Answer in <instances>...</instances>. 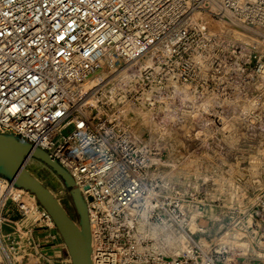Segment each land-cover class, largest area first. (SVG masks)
Here are the masks:
<instances>
[{
	"label": "built area",
	"instance_id": "built-area-1",
	"mask_svg": "<svg viewBox=\"0 0 264 264\" xmlns=\"http://www.w3.org/2000/svg\"><path fill=\"white\" fill-rule=\"evenodd\" d=\"M159 45L166 54L135 70ZM122 68L134 69L131 87L83 91ZM220 79L222 91L264 83V0H0V135L72 177L91 264H264V197L249 214L227 203L229 221L208 215L226 207L220 197L185 201L167 185L174 137L146 143L125 119L140 108L153 127L189 126L175 112ZM32 162L41 163L28 156L23 168ZM0 264H71L45 210L1 172Z\"/></svg>",
	"mask_w": 264,
	"mask_h": 264
},
{
	"label": "rangeland",
	"instance_id": "rangeland-1",
	"mask_svg": "<svg viewBox=\"0 0 264 264\" xmlns=\"http://www.w3.org/2000/svg\"><path fill=\"white\" fill-rule=\"evenodd\" d=\"M167 50L168 48L164 50L165 54ZM158 53L161 54L158 51L156 55ZM154 59L155 57L149 66L141 69L137 66L135 70L143 71L150 67ZM125 69L118 70L111 78L108 75L113 71H104L106 80L95 91L104 87V91L109 92L116 86V82L111 84L112 80ZM233 70L235 68L230 71ZM131 72L133 74L134 69ZM131 74L128 72L127 75ZM130 82L137 80L128 81L124 85L131 87ZM221 82L222 79L211 81L206 94L193 95L192 110L175 112L174 119L190 122L189 126L156 128L150 123L152 113L140 108L127 109L138 110L149 121V129L142 139L146 143L147 137L153 134L174 137V151L167 160L172 169L170 173L167 169L164 170L166 179L169 180L167 185L183 196L185 201H189L190 196L201 201L206 194L213 198L220 197V204H226V207L206 208V213L214 217L220 214L219 211H223L225 219L229 221L232 212L228 210L227 203L237 201L236 206L241 207V212L249 214L254 212V202L264 197V83L251 87L239 84L222 91L221 85L218 88ZM161 115L167 119L170 113L162 112ZM132 126L139 137L136 128ZM26 170L59 201L71 220L78 224L75 206L64 185L65 190L62 189L58 177L38 162H32ZM234 188H238L235 196ZM200 210L205 214L204 209ZM198 224L206 227L204 221H199Z\"/></svg>",
	"mask_w": 264,
	"mask_h": 264
},
{
	"label": "water",
	"instance_id": "water-1",
	"mask_svg": "<svg viewBox=\"0 0 264 264\" xmlns=\"http://www.w3.org/2000/svg\"><path fill=\"white\" fill-rule=\"evenodd\" d=\"M32 156L48 167L69 192L75 206L78 224L74 223L51 193L24 168L26 157ZM0 172L16 189L35 198L55 224L67 249L71 264L90 263V229L86 205L72 177L41 150L0 135Z\"/></svg>",
	"mask_w": 264,
	"mask_h": 264
},
{
	"label": "bare ground",
	"instance_id": "bare-ground-1",
	"mask_svg": "<svg viewBox=\"0 0 264 264\" xmlns=\"http://www.w3.org/2000/svg\"><path fill=\"white\" fill-rule=\"evenodd\" d=\"M164 50H165V48L161 45L154 47L153 50H151L147 56L143 57L142 60L139 61L138 67L141 69V68H143V66H149L151 61H152V58L157 56L156 52L159 51V52H161V54H164L165 53ZM158 54H160V53H158ZM116 73L111 72L110 75H108V77L111 78ZM105 80H106V76H105L104 72H102L97 77H95L94 79L87 82V84L83 87V91L88 96H90L95 91V89H97L100 85H102L105 82ZM133 80H136V79L134 77H129L127 75V73L125 71H123L121 74H119V76L115 77L112 80L111 84L113 82H116V84H118V85L113 86L109 90V93H111V94L116 93L117 89L120 85H124L128 81H133ZM125 119L129 124L134 125L138 134L140 135L139 137L141 139H143L147 133L146 131L149 129V126H150V123L147 120L146 116L143 115L142 113H140L138 110H131V111L129 110L126 112Z\"/></svg>",
	"mask_w": 264,
	"mask_h": 264
}]
</instances>
